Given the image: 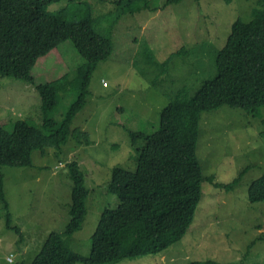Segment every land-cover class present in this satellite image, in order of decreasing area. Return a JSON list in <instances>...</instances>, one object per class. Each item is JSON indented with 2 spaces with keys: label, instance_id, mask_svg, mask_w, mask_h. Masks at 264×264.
<instances>
[{
  "label": "rangeland",
  "instance_id": "374dc122",
  "mask_svg": "<svg viewBox=\"0 0 264 264\" xmlns=\"http://www.w3.org/2000/svg\"><path fill=\"white\" fill-rule=\"evenodd\" d=\"M257 1L181 0L162 7V0H152L158 10L120 17L114 0H61L48 5L60 21L96 18L98 28L111 31L114 48L95 69L87 104L73 122V127L89 134L91 143L79 145L70 139L61 153L52 147L44 154L35 150L32 166L3 168L12 224L22 229L23 240L6 226L0 201V264H31L52 231L60 232L73 249L89 254L102 211L120 202L107 189L113 168H136L137 152L128 129L152 133L169 101L153 84L167 76L163 62L185 47L189 53L172 60L171 77L162 86L188 82L197 87L215 74L216 50L225 44L232 23L239 17L249 20ZM83 62L67 40L40 57L33 73L36 82H48ZM76 95L61 92L51 115L60 119ZM18 120L41 126L40 94L30 82L0 75V126L12 130ZM197 155L204 174L221 183H230L246 167L247 171L230 190L202 183L194 220L178 242L155 255L99 264H188L208 259L264 264V201L248 199L250 184L264 175V107L258 116L227 105L203 111ZM71 160L80 163L89 196L82 228L68 235L64 229L70 219L72 180L67 163Z\"/></svg>",
  "mask_w": 264,
  "mask_h": 264
},
{
  "label": "trees",
  "instance_id": "16d2710c",
  "mask_svg": "<svg viewBox=\"0 0 264 264\" xmlns=\"http://www.w3.org/2000/svg\"><path fill=\"white\" fill-rule=\"evenodd\" d=\"M61 0H0V75L32 83L41 98L43 121L35 127L29 120H18L12 130L0 126V201L5 209L6 226L23 240L19 226L12 224L6 198V166H32V153L47 147L61 153L70 139L79 145L91 143L89 134L73 127L76 115L86 106L92 75L99 63L113 52L110 30L98 28L96 18L60 21L47 10ZM76 1V0H67ZM181 0H162V7ZM231 3L232 0H225ZM117 17L128 12L156 11L152 0H114ZM67 40L84 62L48 82H36V61ZM185 47L173 51L163 62L166 77L153 83L168 98L160 111L159 126L152 133L128 129L137 152L136 168L115 166L108 191L119 204L106 207L91 236L89 254L67 245L60 232L52 231L31 264H99L110 260L155 255L183 238L194 220L203 191L202 183L232 189L247 167L230 183H221L203 172L197 155L203 111L224 105L258 116L264 107V0L251 9V18H237L225 44L216 50L215 74L197 85L185 82L163 88L171 77L169 68L177 56L188 54ZM196 69V68H195ZM77 95L60 119L51 115L61 92ZM72 180L70 219L64 234L80 230L88 214L89 189L77 160L67 163ZM250 202L264 201V175L248 188ZM12 257V254L9 258ZM8 258V259H9ZM188 264H238L215 260H193ZM239 264H244L240 262Z\"/></svg>",
  "mask_w": 264,
  "mask_h": 264
},
{
  "label": "built area",
  "instance_id": "2783aa9c",
  "mask_svg": "<svg viewBox=\"0 0 264 264\" xmlns=\"http://www.w3.org/2000/svg\"><path fill=\"white\" fill-rule=\"evenodd\" d=\"M11 259H12V257L9 258V260H11Z\"/></svg>",
  "mask_w": 264,
  "mask_h": 264
}]
</instances>
